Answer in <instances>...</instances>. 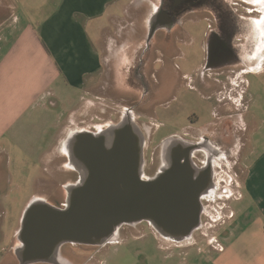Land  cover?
Returning <instances> with one entry per match:
<instances>
[{"label": "rangeland", "instance_id": "1", "mask_svg": "<svg viewBox=\"0 0 264 264\" xmlns=\"http://www.w3.org/2000/svg\"><path fill=\"white\" fill-rule=\"evenodd\" d=\"M261 9L260 7L257 10L260 13L254 12L248 15L246 12L248 8L244 11L241 7H235L236 12L250 17L261 16L264 13V6L263 12ZM204 14L208 15V13ZM129 17L130 20L126 19V26L129 27L120 37L121 42L125 43L134 42L138 37L137 29L141 21V10L131 8ZM188 19L183 23L182 33L179 36L175 33L181 40L172 44L174 50H164L168 56L155 55L152 49L144 56L143 64L147 68L145 73L148 92L142 95L140 89L131 90L126 82L127 75L121 69L125 61L131 59L132 54L140 50H105L106 41L95 40L96 44H100L97 46L103 60L101 75L95 84L90 85L89 93L75 91L70 101L74 104V113L70 118L77 123L84 120V125L75 126L72 129L85 127L92 130L93 125L101 126L104 123L109 125L117 121L121 115L120 112L124 111L126 106L140 101L142 97L145 103L141 102L131 116L132 119L134 117L133 120L144 142V175L152 176L159 169L160 145L165 139L181 138L186 139V142L195 143L205 129H209L207 131L209 133L216 132L219 126L217 123L220 122L219 119L226 110L224 109V104L227 102L226 92L236 101L237 95L245 89L244 78L252 87L257 88L260 86L259 82L262 83L261 75L245 74L248 68H246L247 62L244 56L246 52L253 50L251 47L253 39L250 35H248V42L245 35L235 36L233 39L234 45L243 44L244 46L243 50H236L239 57L237 61L241 62L243 68L241 72L231 69L217 71L213 72L212 79L207 77L208 82L213 80L212 83L208 84L203 80L201 82L198 77V68L204 64L203 40L209 23L204 20H194L193 17ZM93 24L94 21H91V35L96 37L92 28ZM97 24L98 22L94 26ZM102 25L104 32L108 34L110 24ZM210 25L213 24L210 23ZM100 36L103 37L101 34ZM241 51H243V57L240 56ZM151 61L154 62V68L150 65ZM251 69L253 70V67ZM232 83L236 84L230 86ZM250 92L249 89L248 93H245V101H242L241 107L248 104ZM233 121V140L229 146L219 148L214 146L215 142L210 143L219 153L212 163L217 194L223 189L229 192L238 190L236 180L241 174V168L237 166L236 161L241 157L246 136L241 131V123L236 116ZM143 126L147 128V134L142 133L140 128ZM169 145V142L165 143L163 150ZM162 152L164 158L165 152ZM193 160L198 165L202 162V157L196 156ZM48 170L54 175L53 180H50V175L45 173L32 181L30 178L21 179L17 176H13L9 183L0 179V264H18L14 254L18 244L16 234L20 217L28 202L34 198H40L50 205L59 207L64 203L65 198L61 188L62 183L72 179L74 183L78 178L77 173L72 172L74 170L71 166L68 170L61 169L59 166H51ZM41 194L49 198L39 197ZM211 196L212 194L208 195L210 198L202 200L204 210L200 227L189 241L182 243L184 245L196 243L191 248L165 241L148 224L140 223L136 226L121 227L116 234V241L100 248L73 245L70 249L69 246H64L65 251L73 252V258L72 254L67 253L66 257L78 263L82 261L81 257L89 258L87 264H264V257L262 260L257 251L261 249L258 242L252 238L240 236L239 228L243 226L242 224L238 227L241 224L240 214L249 207V202L244 199L243 202L232 201L230 204L231 198H212ZM229 206L237 213L232 219L236 221V226L232 230H230L232 221L229 220ZM251 210L253 212L255 209ZM252 219V217L249 218V222ZM223 231L228 233L225 234L227 239L220 241L223 248L227 249L225 255L206 245L208 241L210 244L213 243L216 236L223 237ZM62 256H65L64 251Z\"/></svg>", "mask_w": 264, "mask_h": 264}, {"label": "crops", "instance_id": "2", "mask_svg": "<svg viewBox=\"0 0 264 264\" xmlns=\"http://www.w3.org/2000/svg\"><path fill=\"white\" fill-rule=\"evenodd\" d=\"M157 1L0 0V179L9 183L13 176H17L32 181L45 173L53 180L49 167L59 166L68 170L63 143L72 128L84 125V120L77 123L70 118L74 113V104L70 101L75 91L89 93L90 85L98 81L103 69L98 49L100 44H96L95 40L106 41L105 50H167V46L157 39L150 46L147 38V20ZM134 7L141 10L138 37L131 43L121 42V34L129 27L126 26V19L130 20L129 11ZM91 21H94L92 28L96 37L91 35ZM103 23L110 24L109 35L104 32ZM174 32L179 36V28ZM240 56L243 57V51ZM205 59L206 50L204 63ZM244 59L248 68H244L247 70L245 74L261 75L262 83L259 82L257 88L252 87L244 78L245 89L237 95L236 101L226 92V110L219 119L229 118L234 129L233 119L236 116L246 136L241 157L236 161L241 168L236 180L238 190L229 192L223 189L218 194L214 191L211 197L231 198L230 204L232 201L243 202L244 199L249 202V207L240 214L241 224L238 227L243 224L239 228L240 236L258 242L261 249L257 251L263 260L264 38L256 50L245 53ZM203 66L200 65L198 70ZM228 69L243 70L237 60H229L223 67V70ZM214 70L222 71V68L218 65ZM208 76L212 79L213 74H201L199 80L206 83ZM246 87L251 92L248 104L241 107L245 93H248ZM217 125L220 126V122ZM39 197L49 198L44 194ZM251 209L255 210L252 212ZM228 214L232 221L237 213L229 206ZM251 217L253 219L249 222ZM235 222H231L230 230L235 228ZM223 233V237L216 236L213 243L208 241L206 245L225 255L227 249L220 241L227 239L225 234L228 233ZM195 244L180 246L191 248Z\"/></svg>", "mask_w": 264, "mask_h": 264}, {"label": "water", "instance_id": "3", "mask_svg": "<svg viewBox=\"0 0 264 264\" xmlns=\"http://www.w3.org/2000/svg\"><path fill=\"white\" fill-rule=\"evenodd\" d=\"M167 142L176 152L163 158ZM161 146L160 167L147 177L144 142L131 115L101 134L73 133L63 148L78 178L64 187L61 207L40 198L28 202L16 234L18 264H55L65 244L100 247L115 242L121 227L144 222L165 241H189L201 225L203 197L215 190L213 158L201 168L193 153L215 150L173 137Z\"/></svg>", "mask_w": 264, "mask_h": 264}, {"label": "flooded vegetation", "instance_id": "4", "mask_svg": "<svg viewBox=\"0 0 264 264\" xmlns=\"http://www.w3.org/2000/svg\"><path fill=\"white\" fill-rule=\"evenodd\" d=\"M262 0H158L157 6L149 16L147 20V38L152 33V38L149 40L150 46L153 42L157 40L163 43V46H167V50H174L172 44L175 41L181 40V38H175L174 30L179 28V33L181 34V27L183 23L189 20L188 18L193 17L194 20H204L209 23L207 30L204 36V45L203 50H206V59L202 69L198 72V77L201 74H205L206 72L209 74L211 72H217L214 70V67L218 65L221 66L222 70L223 67L229 62V60H238V54H236V50H243L244 46L242 45H234L233 39L235 36H243L248 38L250 35L253 39L251 43V47L253 50H256L257 45L260 43L261 39L264 38V27H262V23H264V13L262 15L254 16H245L238 12H236L235 7H241L242 10L245 11V8H248L247 14H252L254 12L260 13L257 11L258 8H262ZM251 9V11H250ZM263 12V11H262ZM204 13H208L205 15ZM210 23L213 25L211 26ZM162 32V33H161ZM243 37V38H244ZM249 41V38L246 40ZM148 42V43H149ZM250 45V44H249ZM150 48V47H149ZM150 50H140L138 53L132 54L131 59L125 61L123 68H121L125 74L127 75L126 82L131 90H141L142 95L148 92V81L146 77L145 70L147 69L143 64L144 56ZM155 55L166 54L164 50H153ZM166 56H168L166 54ZM156 60V59H155ZM154 62L151 61L150 65H153ZM150 67V66H149ZM151 68H149L150 70ZM121 70V71H122ZM221 71V70H219ZM212 83L213 81H209ZM206 80V83H208ZM144 98V97H143ZM144 102V99L137 101L129 106L124 108V111L120 112V117L118 120L111 122L109 125L102 124L100 125H93V129L89 128H76L73 130L67 138H70L73 133L76 132H88L91 134H99L104 131L106 128L114 126L121 122L122 118L126 115H131L134 113L136 108ZM223 117V116H222ZM113 119V117H112ZM134 119V117H133ZM134 121V120H133ZM101 124V123H99ZM143 134H147V128L145 126L140 128ZM214 129V127H213ZM209 129H207L208 131ZM203 132L201 133L200 137L198 136L195 143L202 144V145H211V141L215 147L218 146L222 148V146H229L231 141L233 140L232 135V123L229 118H225L224 120L220 121L219 129L216 132ZM66 138V139H67ZM186 140V139H184ZM160 147H162L160 145ZM213 147V146H212ZM176 151L173 150L172 154ZM171 154V153H170ZM196 156L202 157V162L200 164H196V166L201 168H206L207 161L210 157L214 158L217 156L215 151L209 153L206 149L198 150L193 153V159ZM67 158V156H66ZM199 160V159H198ZM68 163V160H67ZM163 166V165H162ZM75 172V171H73ZM76 173V172H75ZM203 172L201 171V174ZM203 175V174H202ZM78 176V174H77ZM147 177H152L145 175ZM68 180V182L62 183L61 188L64 192L66 197V193L64 187L69 184H72L74 179ZM76 182V181H75ZM215 190H211L208 194L203 197V200L210 198L208 195L214 193ZM48 199V198H45ZM65 201V198H64ZM59 205V207H61ZM145 223V222H144ZM64 246H69V248H73L71 244L63 245L60 248L59 253V260L55 262V264H87L89 258L81 257L82 261L78 263L76 260L70 259L66 256L67 254H72L71 251H65ZM76 246V245H75ZM81 246V245H79ZM100 248V247H95ZM65 252V256H62V252ZM67 253V254H66ZM75 259V258H74ZM39 264H46V263H39Z\"/></svg>", "mask_w": 264, "mask_h": 264}, {"label": "bare ground", "instance_id": "5", "mask_svg": "<svg viewBox=\"0 0 264 264\" xmlns=\"http://www.w3.org/2000/svg\"><path fill=\"white\" fill-rule=\"evenodd\" d=\"M99 134H101V133H99ZM169 147H167V148H165L163 151L165 152V154H164V158H166V156L167 155H169L170 153L172 154V152H173V150H176V145L173 143H170L169 142ZM69 166H73V165H69ZM167 166V165H166ZM73 168V167H72ZM202 172L203 173H205V170L204 169H202Z\"/></svg>", "mask_w": 264, "mask_h": 264}]
</instances>
